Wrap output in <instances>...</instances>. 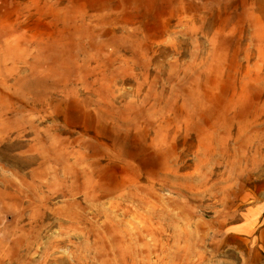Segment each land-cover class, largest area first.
<instances>
[{
    "label": "rangeland",
    "instance_id": "1",
    "mask_svg": "<svg viewBox=\"0 0 264 264\" xmlns=\"http://www.w3.org/2000/svg\"><path fill=\"white\" fill-rule=\"evenodd\" d=\"M0 264H264V0H0Z\"/></svg>",
    "mask_w": 264,
    "mask_h": 264
}]
</instances>
